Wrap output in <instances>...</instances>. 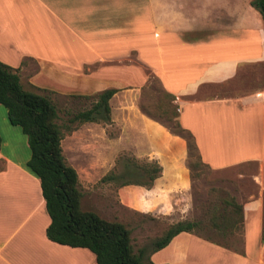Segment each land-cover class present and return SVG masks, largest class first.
I'll list each match as a JSON object with an SVG mask.
<instances>
[{
    "label": "crops",
    "instance_id": "crops-1",
    "mask_svg": "<svg viewBox=\"0 0 264 264\" xmlns=\"http://www.w3.org/2000/svg\"><path fill=\"white\" fill-rule=\"evenodd\" d=\"M197 7L196 0H0V61L17 70L23 86L54 102L116 89L105 124L116 125V135L84 122L60 139L82 186L112 168L123 138L134 158L154 161L160 170L149 188L118 186L121 205L166 215L176 204L170 196L187 189L184 138L139 106L152 79L173 95L176 119L205 167L254 162L264 169L261 16L249 5L255 27L230 30L215 8L196 18ZM28 157L26 136L0 105V264H96L88 249L47 239L49 217L39 181L26 169ZM253 182L255 193L238 201L240 251L182 231L150 254L152 262L264 264L262 176L254 175Z\"/></svg>",
    "mask_w": 264,
    "mask_h": 264
},
{
    "label": "trees",
    "instance_id": "trees-1",
    "mask_svg": "<svg viewBox=\"0 0 264 264\" xmlns=\"http://www.w3.org/2000/svg\"><path fill=\"white\" fill-rule=\"evenodd\" d=\"M249 5L260 14L264 31V0H250ZM115 91L116 89L106 88L92 95H84L83 99H89L87 107L60 111L49 94L42 93L35 87L23 86L17 70L0 61V105L6 111L8 122L18 126L26 136L29 157L25 166L39 181L44 207L49 217L45 227L47 239L88 249L96 264H154L149 260L151 253L164 247L179 232L194 233L200 224L199 220H178L155 238L149 248L135 247L130 236L131 230L126 224L116 219H108L93 207L84 205V188L73 167L64 159L60 147L63 133L70 132L81 123H109L108 100ZM142 95L145 99L140 101V109L164 125L169 132L184 138L190 173L204 165L192 136L176 119L173 95L162 89L154 98L148 96V91ZM117 164L120 165L119 171L114 170L117 169ZM159 170L154 161H138L132 155H123L117 157L112 168L98 181L104 183L120 180L118 186L136 184L149 188ZM128 175H132V178ZM218 206L219 204L213 208L209 224L220 235H224V226L240 227L241 206L232 197L223 198ZM218 220L222 226L218 225ZM202 238L229 247L208 235ZM261 238H264V193Z\"/></svg>",
    "mask_w": 264,
    "mask_h": 264
},
{
    "label": "rangeland",
    "instance_id": "rangeland-1",
    "mask_svg": "<svg viewBox=\"0 0 264 264\" xmlns=\"http://www.w3.org/2000/svg\"><path fill=\"white\" fill-rule=\"evenodd\" d=\"M157 1V0H154ZM197 10L196 18L203 16L214 9V12L222 14L223 23L227 22L229 29L238 30L240 27H255L256 15L248 5L250 0H196ZM156 2H154L155 5ZM211 7H206L208 4ZM216 7H221L217 10ZM228 17V18H227ZM220 20V21H222ZM262 75L260 77V87H264V63L261 65ZM162 88L157 79H152L150 84L141 90L140 101L144 100V92L148 91V96L154 98L159 94ZM163 90V89H162ZM55 103L58 109L80 110L89 105V99L82 98H61L55 97ZM2 106V105H1ZM3 107V106H2ZM100 124L104 133L109 137H113L118 133L116 125L111 124L105 126ZM123 138L121 142H117L115 147L114 162L119 156L131 157L130 149L124 148ZM115 146V145H114ZM138 161L144 158H137ZM186 155V165L188 162ZM188 167V166H187ZM120 170V165H116ZM111 169V168H110ZM189 170V169H188ZM262 176V185L264 187V169H257L254 162H245L230 166L225 169L212 170L204 165L198 166L195 170L189 171L190 182L187 189L179 192L178 196H170V200L176 204L173 209L166 215L156 212H141L132 208L121 205L117 198V188L120 180L112 182H99V177L93 179V182L84 184L83 203L87 207H93L102 216L108 219H116L126 224L131 230L132 243L135 247L145 246L149 248L151 242L160 236L162 232L172 223L178 220H199L200 224L193 231L195 235L206 236L221 243L227 244L235 251L241 250L242 231L239 226H228L224 228V235H220L219 231L209 224V218L213 212V208L219 204L223 198L232 197L236 203L245 197L255 193L253 182L254 175ZM132 178V175L128 177ZM177 193V192H176ZM257 193V188H256ZM264 193V192H263ZM218 206V207H219ZM217 207V208H218ZM220 220H218L219 225ZM223 224L219 225L222 226ZM150 262L152 260L149 257ZM153 263V262H152Z\"/></svg>",
    "mask_w": 264,
    "mask_h": 264
}]
</instances>
